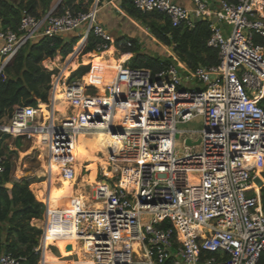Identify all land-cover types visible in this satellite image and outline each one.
Here are the masks:
<instances>
[{
	"label": "built area",
	"instance_id": "obj_1",
	"mask_svg": "<svg viewBox=\"0 0 264 264\" xmlns=\"http://www.w3.org/2000/svg\"><path fill=\"white\" fill-rule=\"evenodd\" d=\"M55 1L39 17L24 10L16 31H0V81L18 52L42 38L76 34V54L90 33L100 42L97 50L115 44L97 23L96 7L59 14L63 0ZM129 1L140 13L163 14L173 27L208 21L207 45L217 50L218 64L190 71L173 57L152 74L124 65L127 58L115 64L103 95L83 83L85 75L69 82L59 70L51 76L42 123L32 124L42 113L39 105L12 109L0 132L13 139L41 135L46 168L59 164L67 180L74 177L67 161L76 137L103 133L121 141L104 149L107 156L98 153L106 171L97 167L96 183L86 181L68 207L50 211L43 203L36 252L43 255L50 238L73 241L87 264H264V0H191V8L173 0ZM194 82L205 91L189 90ZM54 102L65 103L64 116L53 111ZM198 116L199 138H184L179 152L176 136L186 131L176 125ZM21 261L0 256V264Z\"/></svg>",
	"mask_w": 264,
	"mask_h": 264
},
{
	"label": "trees",
	"instance_id": "obj_2",
	"mask_svg": "<svg viewBox=\"0 0 264 264\" xmlns=\"http://www.w3.org/2000/svg\"><path fill=\"white\" fill-rule=\"evenodd\" d=\"M231 1L236 2L237 0ZM54 2L55 0H0V31H16L24 10L39 17L48 12ZM93 3L94 0H63L56 11L61 14L67 10L75 16L87 12ZM123 7L126 8L129 15L146 26L148 33L158 44L171 52V55L161 53L143 54L141 53L142 48L139 40L129 41V47L126 44L120 45V42H116L115 46L121 51L122 55H130L132 68L149 70L152 74H155L167 65L174 63V58L190 71L198 67H213L218 64L217 50L207 45L211 36L208 21L195 22L192 29L186 26L173 27L163 14L157 12L140 13L129 0H125ZM77 42L78 37H76V34L54 39L42 38L35 43L27 44L18 52L5 69L6 79L0 81V122L15 106L36 108L40 104L41 108L45 106L44 104L49 103L51 76L54 72L45 70L42 64L44 61L52 60L56 56H60L62 59L66 58L72 53ZM99 46V40L90 33L82 54L103 51L102 48L97 50ZM77 50L78 48L75 51ZM100 54L91 56L96 58ZM104 56H107V58H104ZM112 56H115V54L112 50L107 49L101 54V60L105 63L115 64L116 60ZM74 57L75 55H72L70 60ZM68 67V62L60 67L62 78L67 76L65 69H68ZM89 70V66H79L70 74L68 81L72 82L80 79ZM58 89L57 85L54 93L55 100L60 99L57 93ZM52 106L53 111L65 115V103L54 102ZM260 106L264 109V99L261 100ZM10 138L0 132V157L3 158V172L0 173V256L3 253H11L14 257L24 260L20 264H38L40 253L36 252L35 249L39 245L41 230L32 226L31 221L41 220L45 210L44 205L41 203L44 202L48 209L52 211L51 198L63 191L64 184L71 183L78 187V179L79 182L86 183L87 178L80 175L82 166H80L81 162L79 160H74L75 164L71 163L73 164L74 173L72 180L62 178L60 167L51 164V168L46 170L49 173L55 171L60 173L59 175L54 174V181L50 182V179H48L45 181L46 184L42 182L31 187L34 196L41 202L39 203L29 190L31 184L41 182L39 179L36 180L30 177L18 181L12 179L14 157L17 156L18 150L26 149L29 146H24L23 139L18 137L12 140L11 145L14 150H11L8 141L11 140ZM86 162H90L85 167L88 179L95 181L97 167H100L98 165L100 162L89 159L84 161V163ZM67 194L70 193L68 191L63 193L65 198H67ZM261 202L264 208V188L261 190ZM37 224L41 226L42 222H37ZM66 242L70 241L47 239L41 264H76L75 250H73L71 256L64 250Z\"/></svg>",
	"mask_w": 264,
	"mask_h": 264
},
{
	"label": "rangeland",
	"instance_id": "obj_3",
	"mask_svg": "<svg viewBox=\"0 0 264 264\" xmlns=\"http://www.w3.org/2000/svg\"><path fill=\"white\" fill-rule=\"evenodd\" d=\"M209 1V0H208ZM207 2V1H206ZM56 3V1L54 2V4ZM53 4V5H54ZM140 23V22H139ZM140 25H142V23H140ZM143 26V25H142ZM127 40V39H126ZM35 43V42H34ZM108 44V43H107ZM77 46L78 45H75L74 47H75V49L77 48ZM144 47H145V53L146 54H151L153 51H156V53H161V51L152 43V42H150L149 44L147 43V44H144ZM149 47V48H148ZM81 49L83 50V47H81ZM117 50V49H116ZM78 52V50L77 51H75V50H73V52L70 54V55H68L66 58H61L60 56H56L54 59H52V60H46V61H44L43 63H44V65L46 64L47 66H48V70L50 71V72H52V69L54 70V73H56V74H58L59 73V70H61L60 69V67H62L65 63H67V61H68V59L72 56V55H76V53ZM90 54H92V55H94V53H90ZM120 54H122L121 53V51H119V50H117V53H116V55L115 56H112L114 59H118L119 57H120ZM162 54V53H161ZM89 54H85V55H83L82 54V51L80 52V53H78L77 54V56H76V58H78V62H79V64H80V66L81 65H85V64H82V62H83V60L85 59V57L86 56H88ZM104 58H107V56H104ZM124 65H126V66H132V60L130 59V57H129V60L127 61V62H125L124 63ZM42 66H43V64H42ZM43 68L46 70V68L43 66ZM90 69H91V67H90ZM47 70V71H48ZM66 70V69H65ZM73 70V69H72ZM90 71V70H89ZM71 72V71H70ZM66 73V72H65ZM71 74V73H70ZM110 74H113V70H112V68L109 70V72L106 74V76L110 79V78H112L111 77V75ZM89 77H92V76H86L85 77V79H84V82L86 83V84H92L93 82L92 81H94L93 80V77L91 78L92 79V81L90 80V78ZM51 80H52V78H51ZM73 82V81H72ZM181 89H183L184 87L183 86H181L180 87ZM189 88V90H191V89H193V88H195L196 90H199V91H205V88H201V84H199L198 82H194L193 84H191L190 85V87H188ZM100 93H103V91H99V94L98 95H101ZM49 97V96H48ZM46 107L48 106H50V103H48V104H44ZM39 107H40V105H39ZM41 109V108H40ZM42 111V110H41ZM11 113H12V111H10V113H7L6 114V117H4V120L2 121V123H0V125H2V124H8V122H9V119L8 118H10V115H11ZM41 116L42 117H44V116H46V115H44V113L42 112L41 114H39V116H38V118L35 120V122L34 123H32L33 125H35V124H39V123H42V120H41ZM44 120V119H43ZM176 128H177V130L178 131H186V133H183V134H181V135H177L176 136V148L178 149V151L179 152H183V145H182V142H183V139L184 138H187V137H191L192 139H198L199 138V132L202 130V128H203V121H202V117H196V118H194L192 121H190V122H187V123H184V124H177L176 125ZM89 136H91V135H89ZM101 137H103V139H104V142H105V146H99V145H96V148L95 149H93L92 150V152L91 153H88V154H86L84 157H79V156H77V155H72V156H70L69 157V160L67 161V163L69 164V166L71 165V163L74 161V160H79L81 163H80V166H82L83 164H84V161L86 160V159H89V160H91V161H98V162H100V161H102V159H104L105 160V158H101L100 156H98V153H101V152H103L104 153V155H106L107 156V152L104 150L105 148H111V147H115L116 145H120V144H118V143H111V139H110V137L108 136V135H103V136H101ZM90 138V137H89ZM87 139V142L88 141H90L91 139ZM11 140H8L9 141V145H10V149L11 150H14V147L11 145V143H12V140H13V138H10ZM23 139V141H22V143H23V145L24 146H29L28 148H24V149H21V150H18V152H17V156H15L14 157V171H13V173H12V179L15 181L16 180V178L15 177H20L19 178V180L20 179H22V178H27V177H31L32 179H36V180H40L41 182H39V184L40 183H42L43 182V184H46L45 183V181L47 180V176L45 175V170H44V168H43V165H45V161L42 159V157H41V155L43 154V150H44V148H43V146H40V147H35V144L38 142V140L36 139V140H34L33 138L32 139H29V138H27V137H25V138H22ZM77 143V140L75 141V143L74 144H76ZM110 143H111V146H110ZM74 146V145H73ZM73 164H75V162H73ZM55 167H60V165L59 164H53ZM45 167H46V165H45ZM47 168H49V167H47ZM51 168V167H50ZM53 174H55L54 172H50L49 173V177H48V179L51 177V175H53ZM33 175H35V176H33ZM39 175V177H37ZM84 175H87V174H84ZM263 177V179H264V176H262ZM18 181V180H17ZM78 183H80L79 182V179H78V181H77V184ZM82 183V182H81ZM84 184V183H83ZM45 186V185H44ZM79 186H81V185H79ZM76 187L75 185H73V184H71V183H66V184H64L63 185V191L61 192V193H59V194H57V195H55L54 197H52L51 199H52V203H53V206H52V210H56V209H58V207H61V206H63L64 204H66L67 202H68V199L67 198H65V196L63 195V193L65 192V191H68L70 194H67L68 196L67 197H72V198H75L76 196H80V195H82L83 193H82V191H81V189H80V187ZM75 187V188H74ZM66 188H67V190H66ZM29 190H30V186H29ZM79 190L81 191V193H79ZM87 192L88 193H90L91 192V188L90 189H88L87 190ZM66 195V194H65ZM36 200V199H35ZM36 201H38V200H36ZM39 203H41L40 201H38ZM44 203V202H43ZM43 203H41V204H43ZM44 205V204H43ZM55 205V206H54ZM42 220V219H41ZM32 222L33 221H31V225H32ZM39 227H41V226H39ZM40 239H41V237H40ZM40 239H39V241H40ZM46 241V240H45ZM70 242L69 243H71V245L73 246V248H74V250H75V252H76V256H78L80 253H79V251H80V248L79 247H77L75 244H74V242L73 241H71V240H69ZM69 245V244H68ZM72 255H73V253H72ZM69 256H71V254L69 255ZM42 258V253H41V255H40V259ZM79 258H81V257H78L77 258V264H79L80 263V261H79ZM82 259V258H81ZM38 264H40V261H39V263Z\"/></svg>",
	"mask_w": 264,
	"mask_h": 264
},
{
	"label": "crops",
	"instance_id": "obj_4",
	"mask_svg": "<svg viewBox=\"0 0 264 264\" xmlns=\"http://www.w3.org/2000/svg\"><path fill=\"white\" fill-rule=\"evenodd\" d=\"M173 1L176 4H178L180 6H184L186 8L192 7L191 0H173ZM205 1H207V3L209 5H213L214 3H216L217 0H209V1L205 0ZM124 2H125V0H98L97 4L95 5L96 1H94L93 7H96V9H97V14H96L97 23L104 27V29L110 34V36L112 37V39L114 40L115 43L116 42L125 43V42H129L132 40H139V42L141 44V48H142L141 53L146 54L145 53L146 49L144 47V44H147V43L149 44L150 42H152L161 51L162 54H170L171 55V52L169 49L158 44L153 39V37L148 33V30H147L145 25H143V24H142L143 26L140 25L141 22L138 19H136L133 16L128 14L126 8L123 7ZM114 45L112 46V48L114 50L112 48H109V49L112 50L113 54L116 55L117 52L115 53L116 48ZM98 54H100V53H98ZM98 54H96V52L94 53V55H98ZM101 54L96 58H94L91 55H88L85 57V59L82 62V64H85L87 66L88 65L91 66L90 71L83 77V83H85L84 82L85 77L90 75L93 77V80H94V81H92V79H91L92 77H89L90 80L93 82L90 85H95L99 89V91H103V89H104L103 85L107 84L111 80L106 76V74L109 72V70L111 68L113 70L116 63H122L123 59L125 58V60H126L127 56H128V55L120 54V57L118 59L117 58L115 59L116 60L115 64H112L111 62H108V63L103 62L101 60V58H102ZM151 54H158V53H156V51H153ZM76 56H77V54L75 55V57L73 59L70 60V58H69L67 61L69 64V67L66 71L67 72L66 77H68V75H70V71L72 73L79 67V63L77 62ZM129 57H130V55H129ZM61 71H62V69H61ZM101 74H102V76L100 77ZM41 157H42V155H41ZM88 163H90V162H86L84 164H88ZM72 165L73 164H71V168L73 167ZM98 165L101 166L100 164H98ZM43 168L46 172L47 168L45 167V165H43ZM72 170H73V168H72ZM54 173L55 174L57 173L58 175L60 174L58 171H55ZM80 175H81V171H80ZM33 176H35V175H33ZM83 176H86L87 181L90 182L88 179V175H83ZM37 177H39V175ZM15 178L17 181V180H19L20 177H15ZM53 178H54V174L51 175V177L49 178L50 182L54 181ZM38 184H39V182H35V183L31 184L30 185V191H31L32 186H36ZM31 193L33 194L32 191H31ZM33 196H34V194H33ZM68 198H70V197H67V199ZM35 199H36V197H35ZM68 201H69V199H68ZM37 222H41V220H33L32 226L39 229L40 225H38ZM79 253L80 254L78 256H76V264H77V258L78 257L82 258L81 262L79 264H84L85 255L83 254L81 256V254H82L81 250L79 251Z\"/></svg>",
	"mask_w": 264,
	"mask_h": 264
},
{
	"label": "bare ground",
	"instance_id": "obj_5",
	"mask_svg": "<svg viewBox=\"0 0 264 264\" xmlns=\"http://www.w3.org/2000/svg\"><path fill=\"white\" fill-rule=\"evenodd\" d=\"M127 58H129V56H127ZM125 61V58L123 59V61L122 62H124ZM67 71V69L65 70V72ZM66 74H67V72H66ZM101 95H102V93H100ZM45 108H46V106H43V107H41V109H42V112L43 113H45V115H47V113H46V111H45ZM103 135H105V134H103V133H97V134H93V135H91V136H83V135H79L78 137H76V139H75V141L77 140V143L76 144H74V146H73V150H72V154H71V156L72 155H77V156H79V157H84L86 154H88V153H91L92 152V150L93 149H95L96 148V145H99V146H105L106 144H105V142H104V139H103V137H101V136H103ZM107 135V134H106ZM109 136V135H108ZM90 137V138H89ZM110 137V139L112 140L111 141V143L113 142V143H118V144H121V141H120V139H117L116 137H113V136H109ZM41 138H42V136L41 135H35L34 137H33V139L34 140H38V142L35 144V147L37 148V147H40V146H42L40 143V140H41ZM91 139L90 141H88L87 142V139ZM110 143V144H111ZM68 160H69V158H68ZM53 164V163H52ZM100 164H101V169H103L104 171H106V168H107V163H106V161L104 160V159H102V161H100ZM46 172H48V175H49V171H46ZM46 172H45V174H46ZM47 175V176H48ZM82 176V175H81ZM108 176H110V174H108ZM62 178H64L63 176H62ZM66 179V178H65ZM47 181V180H46ZM90 181V180H89ZM90 184H95L96 183V181H90L89 182ZM79 185H81V186H79L80 187V189L84 186V184L83 183H79ZM75 188V187H74ZM257 190V189H256ZM82 191V190H81ZM81 191L79 190V193H81ZM71 199H73L72 197L71 198H69V201L66 203V204H64L63 206H61V207H58V209L59 208H66V207H68L69 206V203H70V200ZM46 240V239H45ZM71 245V243H69V242H66L64 245L65 246H67V245ZM80 248V247H79ZM80 250L82 251V254H81V256L83 255V250H82V248H80ZM89 261V259L88 258H86V256L84 257V261ZM79 261L81 262V258H79ZM84 264H87L86 262L84 263Z\"/></svg>",
	"mask_w": 264,
	"mask_h": 264
},
{
	"label": "water",
	"instance_id": "obj_6",
	"mask_svg": "<svg viewBox=\"0 0 264 264\" xmlns=\"http://www.w3.org/2000/svg\"><path fill=\"white\" fill-rule=\"evenodd\" d=\"M99 52H96V54H98ZM98 94H99V91H98ZM104 93H102V95H103ZM112 131V130H111ZM113 132V131H112ZM187 145H189V146H191L192 145V143L190 142V140H187ZM194 144H199L198 142H196V143H194ZM72 251H73V246L72 245H68L67 246V248H66V253H68V254H71L72 253Z\"/></svg>",
	"mask_w": 264,
	"mask_h": 264
}]
</instances>
